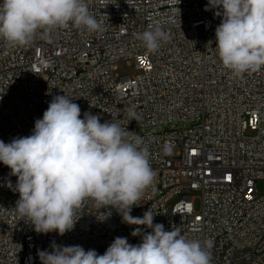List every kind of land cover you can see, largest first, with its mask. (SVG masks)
Segmentation results:
<instances>
[{
  "label": "built area",
  "instance_id": "1",
  "mask_svg": "<svg viewBox=\"0 0 264 264\" xmlns=\"http://www.w3.org/2000/svg\"><path fill=\"white\" fill-rule=\"evenodd\" d=\"M207 3L87 0L102 31L41 30L22 47L0 39V140L30 135L52 98L66 94L81 118L90 112L101 123L117 121L149 148L156 177L132 216L151 209L165 230L211 240L212 264H264V192L257 189L264 182V68L238 78L222 66L214 49L222 16L205 11ZM157 23L169 40L150 53L137 34ZM123 60L134 76L118 75ZM16 180L0 163V264H41L38 251L51 252L53 243L103 255L117 237L141 243L131 234L136 227L151 231L89 200L72 231L37 233L13 209ZM189 189L201 192L198 210L190 196L169 206Z\"/></svg>",
  "mask_w": 264,
  "mask_h": 264
},
{
  "label": "clouds",
  "instance_id": "2",
  "mask_svg": "<svg viewBox=\"0 0 264 264\" xmlns=\"http://www.w3.org/2000/svg\"><path fill=\"white\" fill-rule=\"evenodd\" d=\"M212 9L222 16L214 48L222 66L238 78L264 68V0H208L204 10ZM69 26L89 33L103 30L87 0L0 2V39L9 47L29 45L41 30L50 34ZM137 38L155 53L169 35L157 23ZM73 100L54 96L30 135L0 140V163L17 178L13 190L19 199L13 209L35 232L63 236L74 229L81 216L77 210L90 200L100 209H115L124 223L151 231L136 227L131 234L141 236V243L117 237L103 255L53 243L51 252L38 251L41 264H212L211 240L188 239L179 227L165 230L162 223H153L151 209L142 217L131 215L155 181L149 148L117 121L101 123L90 112L81 118ZM8 187H13L10 181ZM104 214L106 219L111 212Z\"/></svg>",
  "mask_w": 264,
  "mask_h": 264
},
{
  "label": "rangeland",
  "instance_id": "3",
  "mask_svg": "<svg viewBox=\"0 0 264 264\" xmlns=\"http://www.w3.org/2000/svg\"><path fill=\"white\" fill-rule=\"evenodd\" d=\"M116 72L118 73V75L134 76L137 73V69L130 61L123 60L117 63ZM257 189L260 194L264 192V182L263 181L257 182ZM184 196L193 197V203H194L195 209L198 210L200 208L201 192L195 189L184 190L183 192L179 193L178 195H176L170 200L169 206L170 207L173 206L175 203L181 200Z\"/></svg>",
  "mask_w": 264,
  "mask_h": 264
}]
</instances>
